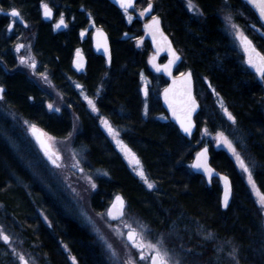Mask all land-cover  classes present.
<instances>
[{"label":"trees","instance_id":"16d2710c","mask_svg":"<svg viewBox=\"0 0 264 264\" xmlns=\"http://www.w3.org/2000/svg\"><path fill=\"white\" fill-rule=\"evenodd\" d=\"M192 1L202 15L190 10L185 0H137L129 11L134 16L128 20L126 12L108 0H0L3 11L15 7L21 12L23 22L18 24V31L25 29L33 36L37 71L49 75L64 105L59 111L49 109L47 92L24 70L17 69L13 55L17 38L8 30L11 17L0 12L3 101L53 136L71 134L73 146L85 151L86 166L106 173L96 178L91 196L94 212L104 211L121 193L126 199V215L135 214L154 231L172 235L187 252L188 264H264L262 210L233 156L212 141L219 132L228 136L264 192V81L247 65L223 16L231 14L263 53L264 25L243 0ZM43 3L55 15L63 14L65 29L55 30L53 21L43 19ZM148 3H153L154 13L161 17L165 31L183 56L177 73L186 69L193 72L201 109L192 139L168 118L160 99L167 79L148 65L151 45L143 38L147 18L139 15ZM90 25L107 31L112 47L110 65L93 51L91 29L81 35ZM78 49L88 59L83 73H77L73 66ZM143 76L149 80L147 95ZM73 81L94 98L98 116L81 98ZM221 100L235 116V123L222 111ZM161 114L165 118H160ZM99 116L118 127L153 188L134 174L111 135L99 124ZM76 118L77 128L73 125ZM11 132L9 121L0 115V203L25 226L23 236L31 244L33 255L43 264H72V257L78 264H107L92 230L47 206L45 194L29 186L33 176L18 163L20 153L10 144ZM205 145L210 149L211 163L232 179L233 198L226 209L221 204L218 178L209 185L191 168L196 153ZM34 204L45 208L49 222L38 218Z\"/></svg>","mask_w":264,"mask_h":264},{"label":"rangeland","instance_id":"374dc122","mask_svg":"<svg viewBox=\"0 0 264 264\" xmlns=\"http://www.w3.org/2000/svg\"><path fill=\"white\" fill-rule=\"evenodd\" d=\"M185 2L188 6V0H185ZM192 4L194 5V9L192 10L195 11L196 4L193 1ZM126 15L128 20H130L129 17H131L132 19L134 16L133 13L128 11L126 12ZM227 15L229 14H224L223 18ZM60 16L61 15H55V18L53 19L52 27L55 30L58 29L55 27V24L58 22ZM13 19L15 18L12 17L10 18L9 24L12 22ZM149 21L147 18L143 22V24L145 25ZM19 23L20 22L17 19H15V24L11 29V32L17 38L13 46V51H14L13 55L17 69L24 70L23 72H25L26 75H28L31 79H33L36 83H38L39 86L45 92H47L48 97L50 99L47 100V105L51 104L53 106L51 110H55L56 108L61 109L64 105L63 97L61 96V93L58 92L55 85H53L49 75L47 73H43L44 76H42L41 73L37 71V59L34 54L33 36L31 37L30 34H27L25 29L19 32L18 31ZM232 23L236 24L233 21V19H232ZM225 27L228 33L230 34V36L234 39L226 23H225ZM96 28H97L96 26L90 25L83 30V33L85 34L89 33L90 29H91V33H93V31ZM234 41L236 45L240 47L239 41L237 40ZM17 44H24L25 47L21 49L19 52H17L15 50V46ZM78 50L79 52H82L81 49ZM75 53H77V50ZM21 56L34 58L36 61V68L32 69L31 67H29L28 63L21 64L19 62V58ZM147 61H149V59H147ZM45 76L47 77V79L44 78ZM142 82H143V89H145V87L148 85L149 80L148 78L143 76ZM73 84L80 90L81 98L93 111L91 105H89L88 103V99L93 100V102L95 103L94 98L87 94L86 89L84 87L82 88L81 84L78 81H73ZM78 85L80 87H78ZM0 86L2 85L0 84ZM85 97H87L88 99H86ZM93 112L98 116L97 111H93ZM0 115H3V117L5 116V118L9 121V126L10 129L12 130L11 136H13V138H11L10 144L13 147L15 146L14 147L15 152L17 151L20 153L18 154L16 152L17 158L19 159L18 163L20 165L21 164L25 165L24 166L25 169L30 171L31 173L30 175L33 176L32 179L33 183L30 184L29 186L30 187L35 186V190H37L36 192L39 191L42 194H45L46 198L45 197L43 198L46 202V205L47 206L50 205L54 207L56 211L60 213H65L66 215L77 220L81 224L87 225L94 234L95 244L99 247V249H101V251L104 253L105 257L108 259L110 264H116V262L111 257L109 250L105 246L104 240L101 239V235L105 237L107 241L113 245V247L117 250V252L120 254V256L123 259H126L125 252H128L133 257H136L137 251L130 247L126 239L127 229L123 227L124 223L127 222L132 224L133 227L137 228V230H139L137 222L139 223V225H144L149 229L151 228L145 222H143L138 216H135V214L125 215L124 218H121L116 221H111L108 219V216L106 215L107 208L102 212L93 211L91 206V196L94 190L96 189V187L94 189L91 188V185L87 180V177L91 176L93 182L96 185V178L100 175H103L104 172L100 169H92L86 166L85 151L82 148L73 146L72 135L71 136L69 135L67 137L53 136L52 134L48 133L45 129L40 127L38 124H36L34 121L29 119L28 117L19 114L17 111L7 106V103L3 100H0ZM159 117L165 118V115L161 114L159 115ZM101 119H105V117L102 116L98 117V121L100 125H102ZM77 121H78L77 118L73 119V125L76 128H77ZM110 124L119 133L118 138L123 140V142L126 144L124 139L121 137L120 132L118 131L119 130L118 127L111 121ZM31 125H35L36 128H39L41 131H43V134H46L48 137L52 138V140L50 141L52 148L55 151H57L59 155H61L62 157V159L58 161L59 163H61V167L59 168L55 167L44 157L38 143L35 141L32 131L30 130ZM75 127H74V131H76ZM111 137L115 143L116 138H114L113 136ZM216 137L217 136L212 137L213 143L218 147L219 146L223 147L232 155V153L227 149L225 145L217 143ZM115 145L119 150V152L121 153V155L123 156V158L126 160V162L131 166L134 174L139 179H141V181L145 182L144 179L138 175L135 166L129 161L128 157L123 152H121L119 146L116 143ZM73 152L75 153L74 156H73ZM233 158L238 166L240 173L243 175L247 185L249 186L255 200L257 201V196L255 194V191L252 189L251 184L248 181L247 174L242 171L234 156ZM77 161L79 162L77 167H73L72 165ZM81 168L83 169V171H80ZM26 173L28 174V172ZM148 182H150L149 179ZM257 189L261 192L258 185H257ZM37 198L39 199L40 202L43 200L39 198V196ZM259 207L263 213V224H264V209H262L260 205ZM35 208H37V211L39 213L38 218L42 221L49 222L48 216L45 212V208L40 206V204H36L35 207L34 204V210L36 211ZM109 224H111L112 227H109ZM0 228H2L4 234H7L11 237L10 243H5L4 241L0 240V264H21V262L18 260V256L16 255V253L24 255L25 258L29 261V264H33V262L34 264H39V257L33 255L32 252L33 249L31 247V244H29L23 236V231L25 230V226H23L22 223L17 218H15L11 212L5 210L4 206L1 203H0ZM113 229H116V231H113ZM120 232H123L124 235L120 236L119 235ZM161 235L164 238L166 246L170 249L171 254L174 257L178 258L181 261V264H188L189 261V258L187 260L188 254H185L187 252H185V250H183V248H181L179 244L175 243L174 240L175 238L172 235L158 233L153 229H151V232L146 236V239H150L153 242H155V240ZM13 249H15V253L13 252Z\"/></svg>","mask_w":264,"mask_h":264},{"label":"snow or ice","instance_id":"6c2138e0","mask_svg":"<svg viewBox=\"0 0 264 264\" xmlns=\"http://www.w3.org/2000/svg\"><path fill=\"white\" fill-rule=\"evenodd\" d=\"M117 3L121 6V8L124 9L125 12H127L129 8L133 7V0H117ZM225 3H227V0H225ZM247 3L251 5L258 12L260 19H264V0H247ZM188 7L190 10L194 9L192 0H188ZM42 8L45 17L50 18L53 15V11L48 4L43 3ZM152 8L153 5L151 3H148L147 7L140 12V16H144L145 14L151 12ZM2 11L3 9H0V12ZM196 11L197 14L202 15V12H200L199 9H196ZM10 16L12 18H21V12L17 10L15 7H13L11 8ZM129 19L131 20V17H129ZM224 22L228 25V29L231 31L234 40L239 41L240 47L243 49L244 53L246 54L247 57L246 63L250 67L255 69V72L258 73L259 75V79L261 81H264V53L257 51L256 47L253 45V42L248 38V36L245 35V33L239 28L238 25L232 23L231 14L224 17ZM14 24H15V19H13L12 22L8 25L9 31L13 28ZM61 26L67 27L63 14H61L58 22L55 24L56 28H60ZM144 27L151 34L154 42H157L159 45V43L162 41L167 46V51L170 53L171 59H169L168 64L163 65V70L167 72L168 75L171 76L172 65L175 63L176 60H179L180 57L177 56L176 52L171 48L170 41H168L167 38L163 35L160 29V21L158 17L152 16L150 22L145 24ZM252 27L255 28V25H252ZM83 34L84 33L82 32L81 35ZM97 35L103 36V33L97 30ZM157 37H159V41ZM24 47H25L24 44H17L15 46V50L19 52ZM98 47H104L105 51H107L106 38L103 44H100L98 42ZM159 50L160 49L158 47V51ZM77 56L78 57L80 56L79 50H77ZM19 62L21 64L28 63L29 67H31L32 69L36 68V61L32 57L21 56L19 58ZM151 62L156 67L157 71L161 70V66L155 64V57L152 58ZM77 66L81 67L82 63L78 62ZM41 75L44 76L43 73H41ZM179 76H180L179 79H175V78L173 79V85L171 87L166 88L164 90V97L166 102H168L169 108L172 110L173 116L179 121L180 127L183 130V132L191 135L192 128L195 127V124L192 120V115L199 105L197 104L196 99L192 94L191 72H187V73L180 72ZM44 78L47 79L46 76ZM177 85H179V87H177ZM78 87L80 86L78 85ZM4 92L5 89L2 86H0V100L4 99ZM144 93L145 95L148 94L147 87H145ZM85 98L88 99L87 97ZM88 103L89 105H91L93 111H98L93 100L88 99ZM52 107L53 106L51 104L48 105L49 109H52ZM220 107L226 113L228 119L233 123H235L236 122L235 116H233L232 113L228 111V109L224 106L222 100L220 102ZM55 110L59 111L60 109L56 108ZM101 123L107 129L108 133L114 138H116L115 143L119 146L121 152H123L128 157L129 161L132 164H134L138 175L144 179L145 183L147 184V187L153 188L154 185L148 182V179L145 175V172L143 170L139 158L136 157L135 153L132 152V150L123 142V140L118 138L119 133L109 124L107 119H101ZM30 130L32 131L33 135L36 137V140L38 141L40 147L43 149L48 160L55 167L57 168L61 167V163H59L58 161L61 160L62 157H60L57 151L53 150L50 143L52 138L48 137L46 134L38 132L35 125H31ZM205 131H207V129H205ZM69 135L71 136V134ZM216 140L217 143L223 144L227 147V149L235 157L242 171L247 174L248 181L251 184V187L255 191V194L257 196V202L259 203L261 208L264 209V192H260L257 189V185L253 178V173L250 170L248 164L244 161L240 153L237 151V148L234 145L233 141L229 139V137L226 136L223 132H219L217 134ZM207 151H208L207 148H204L196 154V162L192 165V167L196 169H203L204 172H206L209 175V178L211 179L213 170L207 164ZM74 155L75 153L73 152V156ZM78 163L79 162L77 161L72 166L77 167ZM80 171H83V169L81 168ZM104 175H106V173H104ZM223 179L226 181L223 204L225 207H227L229 197L231 195V191H230V186L227 183L228 178L223 177ZM87 180L89 181L91 188L94 189L96 185L93 182L92 177L91 176L87 177ZM126 207L127 205L124 198L117 195L114 198L113 202L111 203L110 207L106 210V215L108 217H111L113 220L124 218L126 215L125 212ZM137 224L139 230H137L136 227H133L132 224L127 222H125L123 225V227L127 229V234H126L127 241L130 242L131 247L137 250L136 257H133L130 253L125 252L126 259H123L120 256V254L117 252V250L113 247V245L109 243L107 239L101 235V239L104 240L105 246L109 250L111 257L116 262V264H181V261L171 254V251L166 246V243L162 235L159 236L155 240V242H153L150 239H146V236L151 232V229L145 227L144 225H139L138 222ZM109 227H112L111 224H109ZM113 231H116V229H113ZM119 235L123 236L124 233L120 232ZM0 240L4 241L5 243H10L11 241V237L7 234H4L2 228H0ZM235 251L236 250L234 249L233 253ZM13 252L15 253V249H13ZM16 255L18 256V260L21 262V264H29V261L25 258L24 255L19 253H16ZM72 259L75 262V257H72Z\"/></svg>","mask_w":264,"mask_h":264},{"label":"water","instance_id":"95a60500","mask_svg":"<svg viewBox=\"0 0 264 264\" xmlns=\"http://www.w3.org/2000/svg\"><path fill=\"white\" fill-rule=\"evenodd\" d=\"M108 1H109L110 3H112L113 5H115L116 7H118L119 9L124 10V9L121 8V6L117 3V0H108ZM243 1H245V2L247 3V0H243ZM136 2H137V0H133V7L129 8L128 10H132V9H134L135 6H136ZM247 4H248V3H247ZM248 5H249V4H248ZM249 6H250V7L252 8V10L255 12V14H256L258 20L264 25V19H260L259 15H258V12H257V11H256L251 5H249ZM51 9H52V8H51ZM52 11H53V9H52ZM2 13H4V14H10V11H2ZM150 15L158 17V19H159V21H160V29H161L163 35L167 38L168 41H170V43H171V48L176 52L177 56L180 57V59H179V60H176L175 63L172 65V68H171V73H172V74H171V76L168 75V73L165 72V71L163 70V65L168 64L169 59H171L170 53L167 51V46H166L162 41L159 43V45H158L157 42H154L153 39H152L151 34L145 29V30H146V33H145L144 37L147 38L148 41L150 42V45H151L152 51H153V53H154L156 59H159L161 56H165V58H166L163 62H161V63L158 64L159 66H161V70H160V71H157V70L155 69V72H157V73L163 75V76L167 79V81H168V83L164 86V88L162 89L161 94H160V98H161L162 106H163V108L165 109L166 113L168 114L169 119H170L174 124H176V125L178 126L180 132H181L186 138H188V139H192V137L194 136V134H195V132H196V130H197L196 115L199 113V111H200V109H201L200 102H199V100L197 99L196 94H195V81H194L193 72H192L191 70H189V69H187V70L184 71L185 73H187V72H191V74H192V77H191V79H192V94H193V96L195 97L197 104L199 105V106L196 108V110H195V112L193 113V115H192V120H193V122H194V124H195V127L192 128L191 135H189V134H187V133H184L183 130L181 129L179 121L173 116V114H172V110L169 108L168 102H166L165 97H164V90H165L166 88L171 87V86L173 85V79H174V78H175V79H179V78H180V76H179L180 73H179V74H176V68H177V67L181 64V62L183 61V57H182V55L180 54V52L176 49V47H175V45H174V43H173V41H172L170 35L165 31V29H164V27H163V24H162L161 17H160L159 15H157V14H153V8H152V11H151V12L145 14L144 16H150ZM53 17H54V11H53V15H52L50 18H49V17H45L44 14H43V18H44L46 21L52 20ZM150 20H151V19H150ZM149 22H150V21H149ZM149 22H148V23H149ZM63 28H64V27L61 26L59 29H63ZM144 28H145V27H144ZM97 30H99L100 32H102V33H103V36H98V35H97ZM105 38H106V44H107V51H105L104 47H98V42H99L100 44H103V43L105 42ZM248 38H249V37H248ZM157 39H158V41H159V37H157ZM249 39H250V38H249ZM250 40H251V39H250ZM251 41H252V40H251ZM252 42H253V41H252ZM92 43H93V50H94V52H95L96 54H98V55L103 56V57L106 59L107 64L110 65L111 62H112V47H111V42H110L109 35H108L107 31H106L104 28L99 27V28H97V29L93 32V34H92ZM253 45H254V43H253ZM254 46H255V45H254ZM158 47H159V49H160L159 51H158ZM255 47H256V46H255ZM256 49H257V51L261 52L257 47H256ZM261 53H262V52H261ZM78 62L82 63V66H81V67H78V66H77V63H78ZM74 67H75V69H76V71H77L78 73H82V72H84V70L86 69V67H87V58L85 57V55H84L83 53H80V56H79V57H78V56L75 57V60H74ZM251 68H252V67H251ZM252 70L255 71V69H253V68H252ZM257 74H258V73H257ZM258 76H259V75H258ZM177 87H179V85H177ZM107 121H108V119H107ZM108 122H109V121H108ZM109 124H110V123H109ZM110 125H111V124H110ZM103 127H104V125H103ZM104 128H105V127H104ZM36 129L38 130V132L43 133V131H41L39 128H36ZM34 138H35V141L38 143V141L36 140V137H35V136H34ZM38 145H39V143H38ZM39 147H40V145H39ZM204 148H207V150H208V151H207V164H208V166L213 170V171H212V175H211V179L209 178V175H208L206 172H204L203 169H196V168H193V167H192V165L196 162V155H195V157H194V159H193V162H192V165H191L192 170H193L195 173H198V174L203 175V176L205 177V179H206L207 184H209V185L212 183L213 178H218V179H219L220 184H221V187H222V193H221V204H222V207H223L224 209H226V208H228V206L230 205V203H231V201H232V198H233V183H232V179H231V177H230L228 174L219 171V170H218V169H217V168L211 163V153H210L209 147L204 146V147H202L198 152H200V151H201L202 149H204ZM40 149H41V151H42L44 157L48 160V158H47V156L45 155L43 149H42L41 147H40ZM53 150H54V149H53ZM54 151H55V150H54ZM198 152H197V153H198ZM60 157H61V155H60ZM48 161H49V160H48ZM49 162H50V161H49ZM50 163H51V162H50ZM51 164H52V163H51ZM52 165H53V164H52ZM133 165H134V164H133ZM223 177H227V178H228L227 183L229 184V186H230V191H231V195H230V197H229V201H228V206H227V207H225L224 204H223V197H224L225 184H226V181L223 179ZM117 195L123 197L124 200H125V197H124L121 193H119V194H117ZM117 195H116V196H117ZM116 196H115V197H116ZM115 197H114V198H115ZM114 198H113V200H114ZM113 200H112V202H113ZM112 202H111V203H112ZM125 202H126V200H125ZM110 205H111V204H110ZM110 205H109V207H110ZM109 207H108V208H109ZM108 218L111 219V220H113L111 217H108ZM117 220H119V219H117ZM129 243H130V242H129Z\"/></svg>","mask_w":264,"mask_h":264},{"label":"flooded vegetation","instance_id":"af4514ba","mask_svg":"<svg viewBox=\"0 0 264 264\" xmlns=\"http://www.w3.org/2000/svg\"><path fill=\"white\" fill-rule=\"evenodd\" d=\"M18 20V19H17ZM21 22H23V21H21ZM77 55V54H76ZM154 56H152V58H153ZM164 58H159V59H156V57H155V64L156 65H158V62H162V60H163ZM152 61V60H151ZM164 61V60H163ZM73 63H74V59H73ZM88 65V64H87ZM151 65H152V68H153V70H155V66L153 65V63L151 62ZM73 66H74V64H73ZM81 86H82V88L84 87L82 84H81ZM3 87V86H2ZM4 88V87H3ZM5 89V88H4ZM38 215H39V213H38ZM64 247V246H63ZM65 250H68L67 249V247H65L64 248ZM71 263L72 264H78V262L75 260V262L73 261V260H71ZM39 264H43V262H41V261H39ZM107 264H110V262H107Z\"/></svg>","mask_w":264,"mask_h":264},{"label":"bare ground","instance_id":"6f19581e","mask_svg":"<svg viewBox=\"0 0 264 264\" xmlns=\"http://www.w3.org/2000/svg\"><path fill=\"white\" fill-rule=\"evenodd\" d=\"M81 53V52H80ZM9 180V179H8ZM11 183V182H10ZM29 189V188H28Z\"/></svg>","mask_w":264,"mask_h":264}]
</instances>
